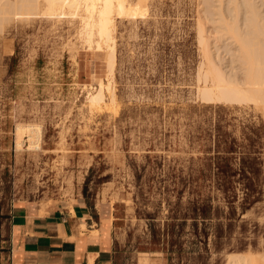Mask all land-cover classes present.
Listing matches in <instances>:
<instances>
[{
  "label": "rangeland",
  "instance_id": "rangeland-1",
  "mask_svg": "<svg viewBox=\"0 0 264 264\" xmlns=\"http://www.w3.org/2000/svg\"><path fill=\"white\" fill-rule=\"evenodd\" d=\"M116 2L112 74L108 51L81 36L82 11L0 13V249L17 195L83 197L115 207V264H262L264 105L201 91L199 31L226 73L240 72L222 27L246 29L247 0ZM99 81L106 97L90 106ZM18 125L39 128V149L27 134L16 143Z\"/></svg>",
  "mask_w": 264,
  "mask_h": 264
},
{
  "label": "bare ground",
  "instance_id": "bare-ground-1",
  "mask_svg": "<svg viewBox=\"0 0 264 264\" xmlns=\"http://www.w3.org/2000/svg\"><path fill=\"white\" fill-rule=\"evenodd\" d=\"M116 3V0H0V13L28 14L34 10H38L42 4L43 6L46 4L50 8V10L48 9L49 12L57 9L61 15H73L82 11L83 15L81 14V25L79 26L82 35L79 34L83 36L85 40L83 41L88 43L86 44L87 46L108 51V60L107 56L105 59L106 62L108 61V64L105 63L108 66V71L112 74L115 65L113 31L115 29ZM254 3V1L247 0L249 16L245 30L240 28L236 20L227 21V23L225 22V26L222 27L225 31L224 33L227 32L237 42L239 56L237 59H239L238 61L241 64L240 72L227 74L210 50L211 42L205 34V29L201 28L199 31V41L202 44L204 62L206 63L205 66H207V68L205 67L206 71L204 74L205 84L204 87L202 86L203 90H201L203 92L201 93L204 95L203 98L225 102L246 101L264 105V16L261 17ZM46 5L45 8L47 10ZM107 88H109L108 82L99 81L98 85L95 86V90L90 89L86 93L88 94L86 96L87 104L96 106L103 102L106 97L104 91ZM114 97L115 92L113 91L112 98ZM24 134H27V140L31 144L34 143L32 147L39 149V128L32 125H18L16 130V143L18 145L22 143ZM229 257L230 260L227 264H257L258 261L252 255H231ZM259 258H261L262 264H264V254H261Z\"/></svg>",
  "mask_w": 264,
  "mask_h": 264
},
{
  "label": "crops",
  "instance_id": "crops-1",
  "mask_svg": "<svg viewBox=\"0 0 264 264\" xmlns=\"http://www.w3.org/2000/svg\"><path fill=\"white\" fill-rule=\"evenodd\" d=\"M114 211L102 200L69 206L17 195L0 264H115Z\"/></svg>",
  "mask_w": 264,
  "mask_h": 264
},
{
  "label": "trees",
  "instance_id": "trees-1",
  "mask_svg": "<svg viewBox=\"0 0 264 264\" xmlns=\"http://www.w3.org/2000/svg\"><path fill=\"white\" fill-rule=\"evenodd\" d=\"M248 185H250V184H248Z\"/></svg>",
  "mask_w": 264,
  "mask_h": 264
}]
</instances>
